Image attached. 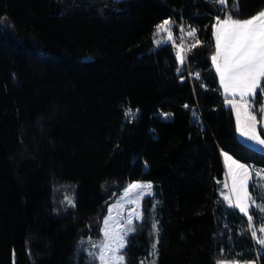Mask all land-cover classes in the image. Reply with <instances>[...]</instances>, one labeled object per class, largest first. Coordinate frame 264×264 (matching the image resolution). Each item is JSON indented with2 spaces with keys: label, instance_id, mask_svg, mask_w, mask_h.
<instances>
[{
  "label": "trees",
  "instance_id": "1",
  "mask_svg": "<svg viewBox=\"0 0 264 264\" xmlns=\"http://www.w3.org/2000/svg\"><path fill=\"white\" fill-rule=\"evenodd\" d=\"M262 6L0 0V264H94L84 244L135 181L153 193L126 238V264H264V180L248 185L251 224L221 195V153L264 174V152L238 139L211 59L217 17ZM165 19L175 37L181 19L197 27L182 63L170 41L154 43ZM255 99L260 119L264 91Z\"/></svg>",
  "mask_w": 264,
  "mask_h": 264
},
{
  "label": "snow or ice",
  "instance_id": "2",
  "mask_svg": "<svg viewBox=\"0 0 264 264\" xmlns=\"http://www.w3.org/2000/svg\"><path fill=\"white\" fill-rule=\"evenodd\" d=\"M213 2L223 5L229 4V0H213ZM236 7L238 10L239 5L237 4ZM171 24L172 21L170 19H165L161 24L157 25L156 34L167 32L168 38L172 39L169 27ZM195 31V29L189 31L188 35L195 36ZM215 41V54L211 59L215 65L216 72L219 74L220 83L226 95L240 96L242 104L239 107L244 109L245 119L243 125L240 124V111L237 110L238 131L241 136H245L248 141L253 142V149L260 146V150L264 151V138L256 129L258 113H255L254 110H249L250 101L257 103L258 101L255 98L258 91H264V6L246 18L237 16L236 12H230L223 18L217 17ZM157 43L160 42L157 41ZM196 43L198 44L199 41ZM177 59L181 63L183 62V55L179 51ZM228 103L232 104L234 108H238L234 100H229ZM259 112L264 113V105H261ZM163 115L167 118L170 114L165 113ZM134 116L135 113L131 109L125 112L126 118ZM225 159L231 160V157L225 156ZM232 164L238 170L233 174V193H236V203L233 204L231 198L227 195L224 199L228 201L230 207L238 208L241 213L247 216L249 224H251L253 216L249 210L255 204L248 192V181L251 179V173L243 164H239L234 160ZM257 175L264 178L262 173H257ZM137 189H148L150 191L151 184L132 183L126 189L125 195H129ZM240 192L243 195H240ZM143 194L146 193L141 191V195ZM132 215L137 220L141 219L140 212L134 210L127 221L128 227L125 234L135 231V228L132 227ZM105 224L107 226V221H105ZM153 228L156 229L155 224H153ZM259 232L264 233V226L259 229ZM105 236H108L107 231H105ZM252 236L257 238L255 229L252 231ZM115 239L117 246L111 248V252L114 254L123 249L126 243L123 235L117 234ZM257 243L264 245V237L257 238ZM104 247L107 248L108 246L105 245ZM100 260L102 264H109L104 251L101 252ZM112 260L116 264H123L124 256L122 254L114 255ZM218 264H222V262H218Z\"/></svg>",
  "mask_w": 264,
  "mask_h": 264
},
{
  "label": "rangeland",
  "instance_id": "3",
  "mask_svg": "<svg viewBox=\"0 0 264 264\" xmlns=\"http://www.w3.org/2000/svg\"><path fill=\"white\" fill-rule=\"evenodd\" d=\"M171 25L169 27L171 29L172 39L168 38L167 32H161L159 35H157L156 29H155L153 38H154V43L156 45L162 44L163 42H166V41H170L171 43H173L172 40L175 39V36H174L173 29H172ZM157 41H159L160 43H157ZM231 100H234L236 102V104L238 105V108H234L232 106V104L228 103L232 107V111H233V114L235 117L237 137L245 145L252 148L253 142L248 141L245 136H241L240 132L238 131L237 110L240 111V124L241 125H243L244 119H245L244 109L242 107H239L242 104L241 99H239V100L231 99ZM228 101L229 100H227V102ZM249 104L251 105L252 109L254 108L253 110L255 111V113H257V108H256L255 104L252 103L251 101ZM263 105H264V103H263ZM253 110H250V111H253ZM133 113H135V112H133ZM257 121H258L257 125H256L257 131L259 132V126H261L262 130L264 131V113L260 114V119L257 116ZM255 150H257L259 152H264V151L260 150V146H257L255 148ZM225 156L231 157V160H226ZM221 159H222L223 166H224V177H223L224 190L221 191V195L223 198L227 195L231 198L233 204L236 203V193H233V174L235 172H237L238 170L235 169V166L232 164L233 160L239 164H243L245 167H247L249 169V171L251 173V179L248 181V185L251 182L252 178L255 177V180H257V185L259 187L263 186L264 178H262V176L257 175V173H262L261 170L257 169L254 172V170H252V168L249 165L238 161L237 159L232 157L227 152L221 153ZM252 173H254V174L252 175ZM132 183L151 184V190L149 191L148 189H143V190L137 189V190L132 191L129 195H125L126 189ZM141 191L143 193H146V194L141 195ZM248 192H249V190H248ZM152 193H153V186H152L151 181H135V182L127 183L124 186V188L121 190L120 194L117 197H115V199H113L112 202H110L108 204V206L106 208V212H105V214L101 220L99 237L96 239L89 238L86 241V243L84 244V251L90 257L93 258L94 264H102V262L100 260V256H101L102 251H104L106 259L109 260V264H116V262L112 260V257L114 255H121L122 254L124 256V254L122 252L123 249H120V251L115 253V254L111 252V248H114L117 246L115 237L117 234L123 235L125 242H126V238H127L128 234L130 233V232H127L125 234V231L128 227L127 221L130 218V214L133 213L134 210H138L141 214V219H142L143 199H144V197L151 195ZM62 194H63V197L61 199H62V201H64L67 199V192L64 191V193H62ZM239 194L243 195L242 192H240ZM249 195H250V192H249ZM225 201L228 203L227 200H225ZM257 206H259V205H257ZM236 209L239 211L238 208H236ZM241 214H243V213H241ZM131 219H132V227H134V228H135V224L141 220V219L137 220L134 215L131 216ZM105 221H107V226L105 224ZM105 231L108 232V236H105ZM105 245H107L108 247L105 248L104 247ZM218 262H222V264H256V262L254 260H250V261L219 260ZM123 264H126L125 257H124ZM141 264H151V261H148V262L143 261V262H141Z\"/></svg>",
  "mask_w": 264,
  "mask_h": 264
},
{
  "label": "built area",
  "instance_id": "4",
  "mask_svg": "<svg viewBox=\"0 0 264 264\" xmlns=\"http://www.w3.org/2000/svg\"><path fill=\"white\" fill-rule=\"evenodd\" d=\"M217 24V21L215 22V25ZM195 29V36H189L188 32ZM198 41V32L197 27L194 23H192L190 20H180L179 24V35L175 37V39L172 40V49L174 55L177 57L178 51L181 52L183 55V60L185 61L187 59L188 53L191 50V48L196 45ZM254 109V108H253ZM251 105L249 104V110H253Z\"/></svg>",
  "mask_w": 264,
  "mask_h": 264
},
{
  "label": "crops",
  "instance_id": "5",
  "mask_svg": "<svg viewBox=\"0 0 264 264\" xmlns=\"http://www.w3.org/2000/svg\"><path fill=\"white\" fill-rule=\"evenodd\" d=\"M215 26H216V25H215ZM214 38H215V30H214ZM215 45H216V41H215ZM213 66L215 67L214 64H213ZM218 76H219V74H218ZM219 80H220V78H219ZM220 86H221L222 92H223V94H224V96L226 97L227 100H231V99H237V100H239V99H241L239 95H237V96H235V97H233V96H231V95H226L225 92H224L223 86L221 85V83H220ZM263 103H264V101H263ZM255 262H256V261H255ZM256 264H257V263H256Z\"/></svg>",
  "mask_w": 264,
  "mask_h": 264
}]
</instances>
